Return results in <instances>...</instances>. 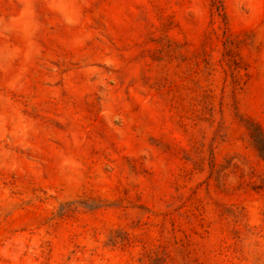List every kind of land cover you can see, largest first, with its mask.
I'll list each match as a JSON object with an SVG mask.
<instances>
[{"label":"rangeland","instance_id":"374dc122","mask_svg":"<svg viewBox=\"0 0 264 264\" xmlns=\"http://www.w3.org/2000/svg\"><path fill=\"white\" fill-rule=\"evenodd\" d=\"M0 264H264V0H0Z\"/></svg>","mask_w":264,"mask_h":264}]
</instances>
